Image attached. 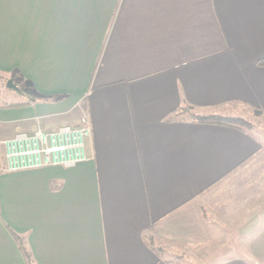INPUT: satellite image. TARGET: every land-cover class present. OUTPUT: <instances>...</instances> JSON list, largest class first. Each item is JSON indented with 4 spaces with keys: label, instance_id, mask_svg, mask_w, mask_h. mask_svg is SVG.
<instances>
[{
    "label": "crops",
    "instance_id": "1",
    "mask_svg": "<svg viewBox=\"0 0 264 264\" xmlns=\"http://www.w3.org/2000/svg\"><path fill=\"white\" fill-rule=\"evenodd\" d=\"M262 58L264 0H0V73L38 97L0 103V264H187L231 224L256 233L217 264H264V141L193 119H264ZM83 113L86 161L4 169Z\"/></svg>",
    "mask_w": 264,
    "mask_h": 264
},
{
    "label": "built area",
    "instance_id": "2",
    "mask_svg": "<svg viewBox=\"0 0 264 264\" xmlns=\"http://www.w3.org/2000/svg\"><path fill=\"white\" fill-rule=\"evenodd\" d=\"M91 128L83 113L76 125H61L53 129L37 128L21 132L4 141L5 170L34 169L44 166L70 167L86 161Z\"/></svg>",
    "mask_w": 264,
    "mask_h": 264
},
{
    "label": "rangeland",
    "instance_id": "3",
    "mask_svg": "<svg viewBox=\"0 0 264 264\" xmlns=\"http://www.w3.org/2000/svg\"><path fill=\"white\" fill-rule=\"evenodd\" d=\"M8 79H12L13 83L22 90H29V86L22 82L17 74L5 75L0 73V103H8L10 101H17L22 99V96L15 90L9 89L6 86ZM252 112L245 117L237 116L246 120L250 126L245 127L244 130L253 131L260 135L264 141V119L260 117H253ZM223 116H233L230 114H213ZM254 122L257 124L254 125ZM227 228L226 235L210 245L193 247L185 250V258L182 259L187 264H217L222 259L231 256L246 255V248L249 244V238L256 233L255 226H250L248 229L239 228L236 224L225 225ZM257 230V229H256ZM254 231V232H253ZM249 232L251 234L246 235Z\"/></svg>",
    "mask_w": 264,
    "mask_h": 264
},
{
    "label": "trees",
    "instance_id": "4",
    "mask_svg": "<svg viewBox=\"0 0 264 264\" xmlns=\"http://www.w3.org/2000/svg\"><path fill=\"white\" fill-rule=\"evenodd\" d=\"M257 65L264 67V58L259 59L257 61ZM18 92H20V94L26 99L25 101L18 102V103H9V104L5 103L3 106L28 105L38 100V97L32 91H28V90L24 91L22 89H19ZM182 109L188 110V107H184ZM193 119L199 122H203V123L222 124V125L236 127L242 130L245 129V127L250 126V124L246 120H244L243 118L237 117V116L207 115V116H195ZM203 215L205 216V213H203ZM16 239H18V237ZM146 243L148 246L153 248L156 252H158L161 249L160 247H158L152 235L146 236ZM23 250H24L26 260L28 261V264H31V258H30L28 251L25 248Z\"/></svg>",
    "mask_w": 264,
    "mask_h": 264
},
{
    "label": "water",
    "instance_id": "5",
    "mask_svg": "<svg viewBox=\"0 0 264 264\" xmlns=\"http://www.w3.org/2000/svg\"><path fill=\"white\" fill-rule=\"evenodd\" d=\"M6 86L9 88V89H12V90H15V91H19V88L13 83L12 79H8L7 83H6Z\"/></svg>",
    "mask_w": 264,
    "mask_h": 264
}]
</instances>
